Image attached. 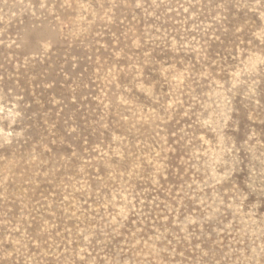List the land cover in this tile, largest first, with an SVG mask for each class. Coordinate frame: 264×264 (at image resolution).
Masks as SVG:
<instances>
[{
	"label": "rangeland",
	"instance_id": "374dc122",
	"mask_svg": "<svg viewBox=\"0 0 264 264\" xmlns=\"http://www.w3.org/2000/svg\"><path fill=\"white\" fill-rule=\"evenodd\" d=\"M0 264H264V0H0Z\"/></svg>",
	"mask_w": 264,
	"mask_h": 264
}]
</instances>
